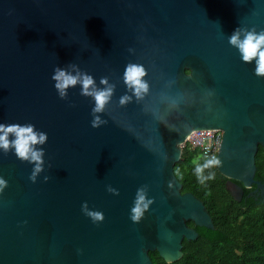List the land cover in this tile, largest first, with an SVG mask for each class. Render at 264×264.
<instances>
[{
  "label": "water",
  "instance_id": "obj_1",
  "mask_svg": "<svg viewBox=\"0 0 264 264\" xmlns=\"http://www.w3.org/2000/svg\"><path fill=\"white\" fill-rule=\"evenodd\" d=\"M237 31L264 32V0H0V124L47 137L32 146L42 152L34 180L14 134L0 148V264H151L149 252L177 261L197 236L187 222L213 230L172 172L194 130L221 131L214 168L233 200L242 188L264 193L254 180L264 75L229 43ZM129 64L146 72L139 98L124 81ZM57 68L112 86L103 111L79 82L61 98ZM141 189L152 203L133 222Z\"/></svg>",
  "mask_w": 264,
  "mask_h": 264
},
{
  "label": "trees",
  "instance_id": "obj_2",
  "mask_svg": "<svg viewBox=\"0 0 264 264\" xmlns=\"http://www.w3.org/2000/svg\"><path fill=\"white\" fill-rule=\"evenodd\" d=\"M205 161L196 150L184 146L172 172L181 185L180 193L188 192L203 204L213 230L187 222L197 236L193 241L182 240L181 257L165 263L156 252H149L151 264H264V201L257 195H249L254 186L242 188L240 200H233L226 189L227 179L215 168L204 170L205 176L215 173V179L201 185L195 170ZM254 165V180L264 188V154L259 147Z\"/></svg>",
  "mask_w": 264,
  "mask_h": 264
},
{
  "label": "clouds",
  "instance_id": "obj_3",
  "mask_svg": "<svg viewBox=\"0 0 264 264\" xmlns=\"http://www.w3.org/2000/svg\"><path fill=\"white\" fill-rule=\"evenodd\" d=\"M229 43L233 46H236L242 54V59L244 62H251L256 58L257 75H264V32L256 34L255 32H247L244 38L240 39L239 31L234 32L229 39ZM146 75L145 69L142 65L129 64L124 72V81L125 83L133 90L134 95L138 98L146 93L148 90L147 83L142 79ZM52 79L56 81L55 88L58 90L60 97H65V90L70 86H75L78 82L81 84V95L92 96L95 101V107L93 112H101L105 104L108 102L109 98L112 95V86H107L103 90H97L95 88L94 80L91 76L88 75H76L73 76L62 69H55V74ZM101 84L107 85L106 79H101ZM91 89V90H90ZM130 98L125 96L121 98V104L127 102ZM103 123L96 117L92 121V127H98L99 124ZM0 148L7 150L9 148V140L7 139L8 135L14 134L15 140L11 142L12 146L15 148V152L18 158L22 160H28L35 162V168L33 170L32 176L30 179L34 180L35 176L41 169V156L42 152L34 151L32 146L36 144H43L46 140V134H37L33 131V126H19V125H9L5 127L3 124H0ZM221 165V161L212 156L207 159L202 165H197L196 167V178L198 182L203 185L208 180L215 179V173H210L205 176L204 170L209 168L218 167ZM47 179V178H45ZM5 182L0 180V188L4 186ZM110 191H113L109 189ZM151 200L145 199V193L143 189L137 191L135 206L132 208L131 220L133 222H139L144 212L148 209ZM93 221H102L103 215L99 212H88Z\"/></svg>",
  "mask_w": 264,
  "mask_h": 264
},
{
  "label": "built area",
  "instance_id": "obj_4",
  "mask_svg": "<svg viewBox=\"0 0 264 264\" xmlns=\"http://www.w3.org/2000/svg\"><path fill=\"white\" fill-rule=\"evenodd\" d=\"M220 142V130H194L188 134L180 148L186 146L189 150H196L200 158L207 160L216 156Z\"/></svg>",
  "mask_w": 264,
  "mask_h": 264
},
{
  "label": "flooded vegetation",
  "instance_id": "obj_5",
  "mask_svg": "<svg viewBox=\"0 0 264 264\" xmlns=\"http://www.w3.org/2000/svg\"><path fill=\"white\" fill-rule=\"evenodd\" d=\"M254 195H257V197L261 198L264 201V193L256 192ZM189 228H192V227H189Z\"/></svg>",
  "mask_w": 264,
  "mask_h": 264
}]
</instances>
